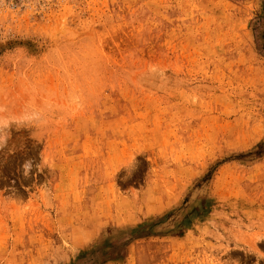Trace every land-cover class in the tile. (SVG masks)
Returning <instances> with one entry per match:
<instances>
[{"label": "rangeland", "instance_id": "1", "mask_svg": "<svg viewBox=\"0 0 264 264\" xmlns=\"http://www.w3.org/2000/svg\"><path fill=\"white\" fill-rule=\"evenodd\" d=\"M15 3L0 264H264V0Z\"/></svg>", "mask_w": 264, "mask_h": 264}, {"label": "built area", "instance_id": "2", "mask_svg": "<svg viewBox=\"0 0 264 264\" xmlns=\"http://www.w3.org/2000/svg\"><path fill=\"white\" fill-rule=\"evenodd\" d=\"M16 0H0V6H15L17 3H15ZM23 2V1H21Z\"/></svg>", "mask_w": 264, "mask_h": 264}]
</instances>
